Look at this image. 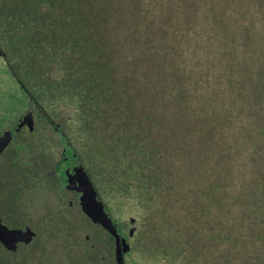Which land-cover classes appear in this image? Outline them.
<instances>
[{"label":"rangeland","instance_id":"obj_1","mask_svg":"<svg viewBox=\"0 0 264 264\" xmlns=\"http://www.w3.org/2000/svg\"><path fill=\"white\" fill-rule=\"evenodd\" d=\"M99 1L84 0L83 4L72 0L63 12L65 21L71 22L72 28L75 24L77 27L80 7L90 11ZM156 2L151 0L145 6L151 10ZM107 4L109 8L112 0H107ZM55 7H58L56 0H0V50L5 55L0 59V131L5 134L21 124H30L34 131L38 126L29 115L31 103L22 94L19 83L59 126L80 167L89 175L107 214L122 233L124 264H264V151L259 147L264 145V98L252 105V116L247 113L250 104L233 103L237 93L224 81L222 65L212 59L219 57L218 42L225 43L223 35H213L215 24L205 20L197 39L207 40L210 56L199 57L192 48L185 53L188 61L196 53L193 62L186 66L188 70L194 67L190 69L194 79L187 89L188 95L194 94L190 102L196 105L195 117L180 115L179 120H174L179 110L186 109V104L180 103L161 109L169 116L163 123L152 119L144 125L142 118V128H137L131 121L132 138L145 132L146 125L151 130L150 144L146 141L144 152L139 153L138 146H124L123 134L112 136L114 121L121 117L119 110L126 120V106L118 104H125L128 95L124 79L141 68L138 55L127 48L129 39L121 30L113 38L105 36L115 33L111 21H106L104 15L100 21H91L87 14L86 20L81 21L83 28H76L69 35L78 36L87 48L93 43L87 37L97 32L107 41L115 39L120 49L116 57L109 50L111 55L104 53L103 58L87 52L79 56L80 48L73 36L75 43L67 39L63 47L50 46L45 15L55 11ZM245 9L250 13L247 19H255V11L251 7ZM248 21L245 22L248 32L242 25L231 27L235 36L223 49L219 44V51L227 53L234 48L239 57L245 58L252 53V62L259 65L264 54V23ZM244 45L251 50L247 51ZM54 52L58 57L53 58ZM207 57L211 63H198L197 60ZM107 60L115 68L113 79L106 72H96L97 62ZM252 62L245 64L249 73L255 69ZM139 78L132 81L135 90L130 95L134 108L142 111L140 98L143 99L142 93L149 84ZM85 98L92 99L89 106L84 105ZM154 103L153 114L160 112L159 104ZM208 115L215 121L212 131L206 121ZM39 128L45 129L44 133H28L27 127L22 128V133L32 145L37 142L43 151L40 158L24 144L19 143L23 147L18 148L15 142L11 144L13 150L0 157V241L9 240L10 247L0 246V262L117 264L115 239L94 227L81 212L75 214L68 203L71 196L57 193L55 180L43 183L46 188L41 191L29 184L26 192L23 174L18 175L20 171L13 167L19 162H35L32 170L41 175L43 167L48 171L61 158L62 144L56 142L54 126ZM41 135L46 137L42 143ZM6 162L8 165L4 166ZM151 166L159 168L157 172L161 174L155 173ZM85 180L80 178L82 184ZM14 187L26 198L21 195V199H16ZM22 199L29 203L37 200L43 216L45 203L49 209L53 203L61 205L63 199L65 205H59L57 214L48 211L39 222L26 214ZM66 206L73 215L65 212ZM33 211L37 212V208ZM39 223L46 229L36 236V231L41 230ZM37 237L42 239V248L38 247Z\"/></svg>","mask_w":264,"mask_h":264},{"label":"trees","instance_id":"obj_2","mask_svg":"<svg viewBox=\"0 0 264 264\" xmlns=\"http://www.w3.org/2000/svg\"><path fill=\"white\" fill-rule=\"evenodd\" d=\"M56 1L58 2V7H55V11L48 13V15L46 13L45 15V17L48 16L46 22L49 26L46 27L47 31L45 28L44 29L46 32L50 29L48 32L49 41L47 42L50 46L58 44L63 47L68 43L67 39H71V42L75 43V41H72L74 37L80 48L79 56H83L85 52H87L93 54V56H95V54L100 55L103 58L105 55H111V53L107 52V50H109L114 53V55L111 56L116 57L117 52H120L118 41L115 39L107 41L105 40V36L113 38L112 36L117 35L118 31L121 30L122 34L124 33L126 38L129 39V42L126 44L127 48L138 55V57H136L138 58V65L141 68L136 70V73H130L129 76L124 79L128 95L126 94V100H124L125 104H123V102L118 103L120 107L126 106L127 114H125V117L123 116L126 120L122 118V111L119 110L118 114H120L121 117H118V119L114 121L112 136L115 138L116 135L119 136L123 134V136H125L124 146L126 148H128V146H138L139 153L144 152V144L146 141L147 144L148 141L150 144L152 139L150 138L152 136L150 135L151 130L149 126L146 125L145 127L148 129H145V132L142 131L140 136L132 138L129 133L131 121H133L137 128H142L141 122L143 119L144 121L142 123L144 125L147 120L150 121L152 119L163 123L164 119L169 118V116H167L168 113L165 112L166 110L161 109L171 104L177 105L180 103L186 104V109L184 111L179 110L177 112L178 115L174 116V118H176L174 120H179L181 118L180 115L187 118V116L192 114V117H195L193 113L194 110H196V108H194L196 105L190 102V98L193 97L194 94L192 92L191 95H188L190 93L187 89L188 83H190V81L193 82L194 79L190 71V69L192 70L194 67H192V65L188 70L186 66L188 62H193L196 58V53H192V58L189 61L185 53L192 48V52L194 49L199 57L202 55H211V47L207 40H197L202 34V25L205 20H208V24H215V26H213V29L215 28L213 32L214 36L223 35L225 38L224 44L221 41L218 42L222 45V49L223 46L229 44L228 40L233 39L235 36V34L230 31L233 25L236 27L242 25L248 32L249 28L245 26L246 21L250 20V23H264V0H157L151 10L147 8L148 6H145L149 5L151 0H112V5L109 8H107V0H101L93 6L90 11L84 7H80V14L78 15L80 20H77V27L75 24L72 28V23L69 22L68 24V21H65L63 15L67 5L71 4L72 0ZM80 1L83 4L85 3L84 0ZM245 7H251L253 11H255V19L252 17L247 19L250 13ZM87 14H89L90 20L95 22L98 20L100 21L102 15H104L105 20H110L111 24L114 25L113 31H115V33L111 35L107 33V35L102 36L101 33L97 32L87 37L89 35L88 32L86 37L93 42L90 48H87V46L84 45V41L79 39L78 36L69 35V33L76 28H83V23L81 21L86 20L85 16ZM207 17H209L211 21ZM98 30L99 29L96 31ZM100 37L104 40L100 39ZM138 39H140V41H138ZM184 44L186 47H184ZM219 44L216 46V53L219 54V57L212 59H216V62L222 65V73H224V75H221L224 77V81L228 83L229 88L233 90L234 93H237L233 99V103L236 104L238 101H244L245 104H250V109L247 113L248 116H252V105L254 103H260L264 98V54L262 55V59L260 57L258 65L252 62V53L248 54L246 56L247 58L239 57L234 48L233 51L229 50L227 53H223L219 51ZM244 48L247 51L251 50L249 45H244ZM104 53L106 54L103 55ZM216 53H214L213 57H215ZM48 55L51 56L50 54ZM53 55L55 56L53 58L58 57L55 55V52ZM208 58L209 57L197 61L201 65H206L211 63L207 61ZM101 62H97V68L99 69H96V72L99 74H105L106 72L107 74L105 75L109 76V78H115V68L111 61L107 60ZM247 62H252L254 64V72L249 73L248 68L246 70L245 64ZM259 66L263 71L258 69ZM225 72L227 74H225ZM139 77L142 78L145 85L149 84V87L145 88V91L142 93L143 99L140 98L143 105L142 111H138L134 108L135 104L132 102L133 99H131L133 95H130L134 93L135 90L132 81H136V79L140 80ZM227 78L229 80H227ZM213 82H211V84ZM165 94H168L167 99L164 98ZM197 96V99H199L200 94H197ZM203 97L204 96H202V98ZM84 100H87L84 105L89 106L88 104L92 99L85 98ZM156 101L157 105L159 104L160 106V112H155L153 114V107L156 105L154 102ZM139 116L141 118H139ZM217 119H219V117ZM206 121L209 124V131H212L215 122L214 118L208 115ZM189 129L191 130V127H189ZM132 130L135 133L134 127ZM151 143H154L153 140ZM176 144L180 145L177 141ZM113 145H116V143H113ZM183 146L184 144H182V147ZM259 147L260 150L264 151V145L261 144ZM180 149L177 148V151L180 152ZM127 153L132 152L127 151ZM150 168L154 169L155 173L161 174V172H157L159 168L154 166Z\"/></svg>","mask_w":264,"mask_h":264},{"label":"flooded vegetation","instance_id":"obj_3","mask_svg":"<svg viewBox=\"0 0 264 264\" xmlns=\"http://www.w3.org/2000/svg\"><path fill=\"white\" fill-rule=\"evenodd\" d=\"M0 59H4V57L1 54V51H0ZM18 85L22 91V94L25 95L26 98H28L29 102L31 103L32 110H30L31 112L29 113V115H31L32 118H35L38 126H37L36 130H34V131L30 127V124L26 125V126L24 124L23 125L21 124L20 127L11 128L10 130L5 131V134H4V132L0 131L1 132L0 133V157L2 155H3V157L7 156L8 151L11 149L13 150V147L11 144L15 142L16 146H18L19 143L24 144L28 150H32V154L34 152V154L40 158V155L42 154L43 151L41 152V148L37 147V145H36L37 142L33 143V145L35 144L34 145L35 147L32 145V142H30V139H27V136L23 135V133H22L23 129L22 128L26 129V127H27L28 130H26V131L28 133H32V131H33V132H37V133L42 134V133H44L43 131H45V129L41 130V128H39V126L40 127L54 126V130H52V132L54 133V136L56 137V142L58 144H62V152H61L60 160L56 161V163L53 165V168H51L47 171V169H45V167H43L42 172H41V175H43V176H41L39 174V172L35 173L34 170H32L34 165H35V162H27V163L19 162L20 164L13 167V168L15 170L20 171V173H18V175L23 174V177L25 180L26 192L28 191L27 188L32 184H34V186H36L38 188V191H41L42 188H46L43 185V183L49 182V181H51V179L55 180L58 184V187L56 189L57 193H63L65 195L68 194L71 196V198H70L71 200H70V202L68 201V203L70 204V206H72L70 208H72L73 210L75 209L74 213L78 214L81 212L82 214H84L86 216V218H88L93 223L94 227H98L99 229L102 230V232L104 234H108L113 239L114 237L112 236V234H110L105 229H103L102 226L100 225V223L96 221V217L98 216L99 213L97 211L95 202L98 201L99 203H101L99 195L96 192L94 184L90 181V177L87 174V172H85V170H83L80 167L81 165L79 164V160L75 156L74 152L71 150L70 145H68L64 134L59 129V126L58 125L56 126L53 123L52 119H50V117L47 116V113H46L47 111L43 109V106H41L37 102V100L31 94H29L27 92L25 87H23L19 83H18ZM49 131H51V130L49 129ZM13 138H14V140H13ZM44 140H46V137L41 135L40 136L41 143ZM25 142L30 143L31 146L28 147L25 144ZM44 144L46 147L49 146V143H47V141H45ZM20 146H22V145H20ZM20 146H18V148ZM36 148H37V150H36ZM7 165H8V163L6 162V164L4 166H7ZM58 166H60V170H58L59 169ZM30 169L32 172H30ZM42 173H44V174H42ZM81 177L82 178L84 177L85 179L87 178V180H85L84 184H82L80 181ZM13 180H15V179H13ZM91 189L94 190L97 194L96 196L94 195L95 196L94 198L91 197L92 196V190ZM13 192L15 194V198L18 200L21 199V197L23 196V194H21L22 195L21 196L16 191L15 187H14ZM24 198H26V197H24ZM22 202L24 203L22 205H24L28 211V213H26V214L29 217L38 220L39 222H41L40 218L45 217L46 214L48 213V211L54 212L55 214H57L58 211L56 209H58V207H60L61 205L62 206L65 205L63 199H61V201H60L61 205L59 203L58 204L53 203L49 209H48L47 203H45L43 205V211H44V216H43L42 213L38 211V209L40 207V203L37 200L31 201L29 203V201L22 199ZM19 203H21V202L19 201ZM36 208H37V212L33 211V210H36ZM70 208L68 206H66L65 212L67 214L73 213V212H71ZM102 209H103V212L110 219V216H109V214H107L108 212H107V209L104 205L102 206ZM34 213H36V214L39 213V214L37 216H33ZM56 217H57L56 220H58V222H59L60 217H58V216H56ZM110 221H111V224L116 229L115 233L117 235H119V237L121 238L122 233L119 230L118 225L116 223H114L111 219H110ZM59 223H61V221ZM38 225L40 226L39 228H41V230H37L38 232L36 231V236H37V233H41V231H44L46 229V227L41 226V223H39ZM41 240L42 239L40 237L39 238L37 237L38 247L40 246V248H42V241ZM5 242L7 243V245L4 244ZM8 243H9V240H8V242L6 240L0 241V246L1 247L4 246V247H7L8 249H10ZM11 244L12 243L10 240V245ZM114 244H115V242H114ZM36 245H37V243H34L35 247H36ZM30 247L32 248L33 245H31ZM43 248L45 249V245H43ZM11 253L13 254L14 252L11 251ZM51 254H52V251H51ZM55 257L56 258L58 257L57 253H55ZM0 264H2V263L0 262ZM123 264H124V259H123Z\"/></svg>","mask_w":264,"mask_h":264},{"label":"water","instance_id":"obj_4","mask_svg":"<svg viewBox=\"0 0 264 264\" xmlns=\"http://www.w3.org/2000/svg\"><path fill=\"white\" fill-rule=\"evenodd\" d=\"M1 54L5 58V55L2 51H1ZM94 195L96 196L97 194L94 190H92L91 197L94 198L95 197ZM95 203H96L97 211L99 213L98 216L96 217V221L100 223L103 229H105L107 232L112 234V236L114 237L115 239V260L117 264H123L124 253H123V248L121 245V238L119 237V235L115 233L116 232L115 227L111 224V221L108 218V216L103 212L102 203H99L98 201H96Z\"/></svg>","mask_w":264,"mask_h":264}]
</instances>
